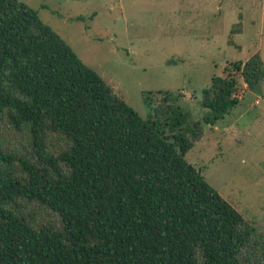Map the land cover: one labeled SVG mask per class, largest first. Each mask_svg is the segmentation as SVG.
Returning <instances> with one entry per match:
<instances>
[{"label": "trees", "instance_id": "1", "mask_svg": "<svg viewBox=\"0 0 264 264\" xmlns=\"http://www.w3.org/2000/svg\"><path fill=\"white\" fill-rule=\"evenodd\" d=\"M240 78L262 94L259 54L212 79L202 122L168 94L143 118L38 11L0 0V115L32 138L22 157L0 137V264H248L254 228L186 160L239 104ZM52 133L68 143L56 156Z\"/></svg>", "mask_w": 264, "mask_h": 264}, {"label": "rangeland", "instance_id": "2", "mask_svg": "<svg viewBox=\"0 0 264 264\" xmlns=\"http://www.w3.org/2000/svg\"><path fill=\"white\" fill-rule=\"evenodd\" d=\"M21 1L143 118L168 94L202 122L203 90L214 77L256 54L264 61V0ZM240 84L239 104L216 125H203L186 160L245 214L254 228L245 258L264 264V81L261 95L242 78ZM0 137L7 152L29 155L28 128L16 131L6 114L0 115ZM46 143L54 156L68 146L54 133ZM23 204L38 222L57 221L48 210Z\"/></svg>", "mask_w": 264, "mask_h": 264}]
</instances>
